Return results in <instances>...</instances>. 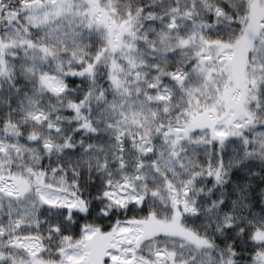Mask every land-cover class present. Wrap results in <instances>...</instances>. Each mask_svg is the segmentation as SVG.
<instances>
[{
  "label": "snow or ice",
  "instance_id": "1",
  "mask_svg": "<svg viewBox=\"0 0 264 264\" xmlns=\"http://www.w3.org/2000/svg\"><path fill=\"white\" fill-rule=\"evenodd\" d=\"M0 81V264H264V0H0Z\"/></svg>",
  "mask_w": 264,
  "mask_h": 264
},
{
  "label": "trees",
  "instance_id": "2",
  "mask_svg": "<svg viewBox=\"0 0 264 264\" xmlns=\"http://www.w3.org/2000/svg\"><path fill=\"white\" fill-rule=\"evenodd\" d=\"M0 84L3 85L2 87H0V96L6 95L7 91H8V86H7L6 82L0 81ZM232 140L234 141L235 139L232 138ZM231 151H232V147H231V144H229V146L224 151V158H225L226 163L231 158V154H230ZM233 154L234 153H232V155ZM201 158L203 159V157H201ZM251 165H254V166H251ZM249 172H253L256 175L250 176ZM241 177H245V178L250 179L252 181L253 188L251 189V191H252L251 199L256 202L258 209L261 207H264V206L260 205V192L255 187L256 185L259 184L261 179L264 178V164H262L257 159H251L247 163H245V165L241 169H235L234 168L232 170V172L230 173V179H229L228 183L224 186V188L227 189V191L231 194L233 191V188H234V182L238 181ZM98 182H99V176H97V183ZM200 182L205 183V184L211 183V178L201 177ZM219 192H220V187L217 186V188L214 190V193L218 194ZM89 195L91 196V193H89ZM92 203L95 206L99 202L92 200ZM246 211L251 212L252 210L248 209ZM101 222L104 224L109 223L108 221H101ZM217 242L219 243L220 240L218 239ZM249 255H250V250L248 248H245L241 251V256L247 257Z\"/></svg>",
  "mask_w": 264,
  "mask_h": 264
},
{
  "label": "rangeland",
  "instance_id": "3",
  "mask_svg": "<svg viewBox=\"0 0 264 264\" xmlns=\"http://www.w3.org/2000/svg\"><path fill=\"white\" fill-rule=\"evenodd\" d=\"M233 139H235V138H233ZM232 153H233V151H231V152H230V154H231V158H232V157H233V155H234V154L232 155Z\"/></svg>",
  "mask_w": 264,
  "mask_h": 264
}]
</instances>
